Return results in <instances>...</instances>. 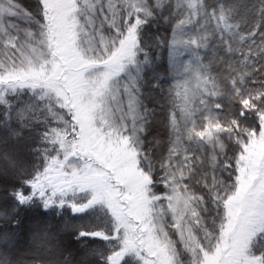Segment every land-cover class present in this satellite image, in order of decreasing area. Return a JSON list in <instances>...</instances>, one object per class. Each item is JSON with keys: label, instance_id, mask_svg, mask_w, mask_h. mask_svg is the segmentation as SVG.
<instances>
[{"label": "snow or ice", "instance_id": "obj_1", "mask_svg": "<svg viewBox=\"0 0 264 264\" xmlns=\"http://www.w3.org/2000/svg\"><path fill=\"white\" fill-rule=\"evenodd\" d=\"M0 264H264V0H0Z\"/></svg>", "mask_w": 264, "mask_h": 264}]
</instances>
